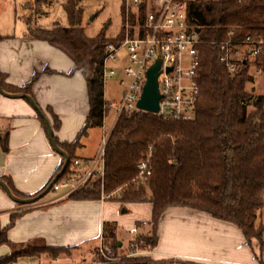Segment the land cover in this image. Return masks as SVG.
Here are the masks:
<instances>
[{
    "label": "trees",
    "instance_id": "16d2710c",
    "mask_svg": "<svg viewBox=\"0 0 264 264\" xmlns=\"http://www.w3.org/2000/svg\"><path fill=\"white\" fill-rule=\"evenodd\" d=\"M32 1L34 4L29 0L25 5L26 11H32L34 6H46L51 0ZM64 10L69 20L68 27L56 26L51 30L33 28L34 20L25 17L29 26L26 38L48 43L62 51L74 64L68 75L81 72L87 83L90 112L83 132L72 144H62L54 135L57 145L70 159L66 172L59 180L66 179L78 161L75 151L80 146V139L91 128L102 126V72L106 47L121 39L108 37L105 30L94 38L89 37L82 27L84 9L80 0H68ZM193 15L195 24L201 28L199 36L203 42L199 46L197 80L201 93L195 120L169 122L143 111L122 114L105 146L104 177L96 175L85 189L70 198L101 201L105 195L108 197L106 201L122 207L152 204L151 231L139 234L134 241V246L141 245L145 247L144 251L158 247L159 225L168 210L183 208L205 213L238 228L247 246L252 248L258 244L257 258L260 264H264V221L261 216L264 207V96H256L255 88L248 89L255 78L244 62L241 72L234 77L229 74L219 62L217 46L218 42L229 39L232 30L235 40H245L248 36L264 39V0L200 3ZM5 39L0 35V43ZM256 63L264 73V44ZM40 76L41 73L36 72L28 84L15 87L6 85L4 76L0 74L5 92L32 97L33 86ZM23 100L31 105L29 100ZM250 108L252 111H249ZM48 112L52 114L53 129L58 131L60 120L52 111ZM37 117L48 132L38 113ZM0 144L4 151H8L7 141L2 137ZM150 147H153L152 176L145 185L131 184L138 175V163L146 159ZM2 180L15 196L31 198L18 192L10 177H3ZM25 212L12 215L10 225L1 230L0 246H12L8 231ZM105 226L108 232L105 242L113 253L119 249L116 226ZM38 244L32 243L27 247H31V253H34ZM44 248L54 257L72 251ZM19 257L14 252L1 258L0 264L17 263Z\"/></svg>",
    "mask_w": 264,
    "mask_h": 264
},
{
    "label": "crops",
    "instance_id": "0c3cea01",
    "mask_svg": "<svg viewBox=\"0 0 264 264\" xmlns=\"http://www.w3.org/2000/svg\"><path fill=\"white\" fill-rule=\"evenodd\" d=\"M26 35L21 44L11 45L12 36H3L6 39L0 43V74L4 76L6 85L23 87L36 73V68L32 72L25 62V51L27 47L32 48V43L41 52L39 60L44 61L39 70L57 71L52 68L56 65L50 64L56 61V57L64 62L68 73L72 71L74 64L62 51L45 42L28 40ZM50 54L55 56L50 59ZM87 93L85 79L44 76L35 82L33 98L40 109L47 117L48 111L53 110L54 115L66 119L65 124L60 120L58 131L53 129L60 143L72 144L83 132L90 112ZM94 129L88 130L80 139L77 150H86L85 142ZM0 137L7 141L8 146V151H4L0 144V180L10 177L16 190L31 198L45 191L58 175L65 158L54 149L33 106L23 99L9 98L0 93ZM77 150L75 157L80 163L79 169L85 172L95 156L82 158L77 156ZM47 194L33 205L24 206L14 202L0 186L1 230L10 225L13 214L26 211L8 231L12 246L2 245L5 248L0 249V259L14 253L16 248H25L32 243L72 249L77 253L87 248L94 254L108 236L106 224L116 226L120 249L132 244L139 234L151 231L150 203L110 206L106 200L76 201L65 194ZM120 229L133 235L127 243L123 236H119ZM144 254L154 263L164 264H260L258 246H247L238 228L205 213L183 208H173L165 213L159 225L158 247Z\"/></svg>",
    "mask_w": 264,
    "mask_h": 264
},
{
    "label": "built area",
    "instance_id": "2783aa9c",
    "mask_svg": "<svg viewBox=\"0 0 264 264\" xmlns=\"http://www.w3.org/2000/svg\"><path fill=\"white\" fill-rule=\"evenodd\" d=\"M219 0H123L124 23L121 39L109 43L103 61V148L97 158L89 162L85 172L80 171L76 161L71 174L57 181L51 188L58 192L66 190V197H72L95 178L105 174V146L119 119L124 114L141 111L138 102L147 82V74L158 60L161 61L159 76L160 118L169 122H192L196 117L200 97L197 70L200 65L199 46L203 44L200 28L194 22L193 11L200 3ZM240 2L242 0H239ZM217 43L220 51L219 62L234 77L242 70V63L256 69V74L264 76L257 67L256 60L262 52L264 39L245 40L232 38ZM120 78L124 87L119 102L105 97V85L109 79ZM144 112V111H143ZM114 114V124L106 129L109 115ZM153 147L149 148L146 159L137 165L138 175L131 184L143 185L152 176ZM108 197L102 196V201ZM106 256L107 249L102 243L98 249ZM110 253V251H108ZM109 259V258H108Z\"/></svg>",
    "mask_w": 264,
    "mask_h": 264
},
{
    "label": "rangeland",
    "instance_id": "374dc122",
    "mask_svg": "<svg viewBox=\"0 0 264 264\" xmlns=\"http://www.w3.org/2000/svg\"><path fill=\"white\" fill-rule=\"evenodd\" d=\"M28 2L29 0H0V34L2 36L14 37L13 41L10 43L11 45L22 43L24 35L28 32L26 21V18L28 17H31L34 20L33 28L51 30L56 26H69V20L64 10L68 0H51L46 6H39L37 7L38 9L34 6L32 11H26L24 7ZM31 4H34L32 0ZM80 5L84 9L82 27L85 28L86 34L89 37H96L102 30H105L110 38L121 37V30L124 23L123 0H80ZM31 46L32 48L27 47L28 50L25 51V54L27 55L25 61L27 63V69L31 68L33 70L32 72H34V69L36 68V72L41 73L40 77L47 76L51 79H84L81 72H77L72 76L68 75L71 72L68 73L69 71L67 72V69L65 70L66 67L64 62L56 57H54L56 61L53 60L50 64H55L56 66H52V68L57 69V71H46L45 69L39 70L44 61L39 60L38 58L41 56V52L39 49L37 50L36 44L32 43ZM49 56L50 57L48 58L52 59L55 55L50 54ZM62 67H65L64 70L66 72L63 71ZM251 74L254 76L255 81L248 85V89L251 90L252 88H255L256 96H264V76L257 75L255 68H251ZM120 80V78H115L109 79L106 82L105 97L107 100L116 102L120 101L124 91V87L120 84ZM87 97L89 101L88 93ZM82 111L83 110L81 109V112ZM249 111H252V108H250ZM52 112L54 113L53 110ZM48 114L49 117H46L48 119L50 118L52 121V114L50 112H48ZM80 116L83 117V114L81 113ZM82 117L80 118L82 119ZM58 119L62 121V124H65L66 119H61L60 117H58ZM113 124L114 114L111 113L106 121L107 131H110ZM89 135L90 138L85 142L87 146L86 150H77V156H82V158L95 156L94 158H97L103 148V130L102 128H95L89 132ZM81 152L83 155H79ZM64 193H66V190L64 189L58 192L51 190L47 196H53L54 194L61 195ZM262 202L264 205V196ZM115 204L117 203L107 201V205L115 206ZM261 216L264 221V207ZM119 236H123L127 243L128 239L133 235L120 229ZM103 244L107 249V252L105 253L106 256L101 254L99 250L95 251L93 254L89 252L87 248H83L79 253L69 251L61 254L59 253L57 257H54L49 250L44 248L42 243L35 247L37 252L31 253V247H19L16 248L15 252L20 256L17 261L18 264H156L150 258H144L145 247L143 248L141 245L138 247L134 246V242L129 246H126L124 249L119 248L113 252L114 254L109 245H107V242L104 241ZM257 246L259 249L258 244ZM4 248L5 246H0V249ZM108 251H110V253H108Z\"/></svg>",
    "mask_w": 264,
    "mask_h": 264
},
{
    "label": "water",
    "instance_id": "95a60500",
    "mask_svg": "<svg viewBox=\"0 0 264 264\" xmlns=\"http://www.w3.org/2000/svg\"><path fill=\"white\" fill-rule=\"evenodd\" d=\"M197 33L201 32V28L196 29ZM161 67V61L158 60L156 64L150 68L147 74V82L144 87V91L142 94L141 99L138 102V108L141 111L147 112V113H152V114H158L159 113V103L161 100V95L159 91V76L161 74L160 71ZM0 93L6 97L13 98V99H27L30 101L31 105L35 109V111L41 116V118L44 120L46 127L48 129V134L50 141L54 147V149L59 152L61 155L64 156L65 158V163L58 175L54 178L52 183L47 187L45 191H43L41 194H39L36 197H32L29 199H22L13 194L9 186L2 180H0V186L3 188V190L6 192V194L16 203L19 204H33L40 200L44 195L49 193L51 190L52 186L64 175L66 172L68 166H69V156L68 154L63 151L56 143V140L54 138V132L53 128L51 126V123L49 119L46 117L45 113L40 109V107L37 105L35 102L34 98L29 95H22V94H9L3 90L2 87V82H1V77H0ZM0 235H1V228H0Z\"/></svg>",
    "mask_w": 264,
    "mask_h": 264
}]
</instances>
